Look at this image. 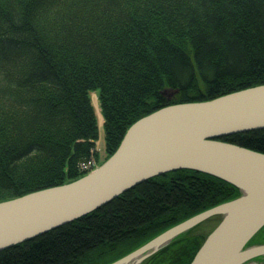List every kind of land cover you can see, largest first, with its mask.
<instances>
[{
  "label": "trees",
  "instance_id": "trees-1",
  "mask_svg": "<svg viewBox=\"0 0 264 264\" xmlns=\"http://www.w3.org/2000/svg\"><path fill=\"white\" fill-rule=\"evenodd\" d=\"M258 84L264 0H0V201L83 174L98 155L91 92L107 158L151 111ZM217 138L264 153V128ZM239 194L207 172L167 171L1 249L0 264H109ZM196 226L140 264H189L206 236Z\"/></svg>",
  "mask_w": 264,
  "mask_h": 264
},
{
  "label": "water",
  "instance_id": "water-1",
  "mask_svg": "<svg viewBox=\"0 0 264 264\" xmlns=\"http://www.w3.org/2000/svg\"><path fill=\"white\" fill-rule=\"evenodd\" d=\"M257 128H264V84L151 111L126 129L115 151L92 171L0 201V250L74 220L147 178L191 168L234 183L240 194L167 228L109 264L178 229L146 251V258L215 215H221L219 221L189 264H242L264 257V242L248 244L264 226V153L217 138ZM226 204L230 208L224 212L220 207Z\"/></svg>",
  "mask_w": 264,
  "mask_h": 264
},
{
  "label": "bare ground",
  "instance_id": "bare-ground-1",
  "mask_svg": "<svg viewBox=\"0 0 264 264\" xmlns=\"http://www.w3.org/2000/svg\"><path fill=\"white\" fill-rule=\"evenodd\" d=\"M92 94V105L94 107V112L96 114V118H97V125L101 126L103 123V116L100 112V107L98 104V100L96 97V94L94 92L91 93ZM224 212L228 211L230 208L229 204L223 205L222 207H220ZM177 228H174L172 230H169L165 233H163L162 235H160L159 237H157L156 239H154L153 241L149 242L144 250H137L134 251L133 253L129 254L128 256L124 257L123 259H121L120 261L114 263V264H128V263H134L137 264L138 261L144 256V254L146 253V251L155 249L157 247H159L160 245H162L163 243H165L174 233L177 232Z\"/></svg>",
  "mask_w": 264,
  "mask_h": 264
},
{
  "label": "rangeland",
  "instance_id": "rangeland-1",
  "mask_svg": "<svg viewBox=\"0 0 264 264\" xmlns=\"http://www.w3.org/2000/svg\"><path fill=\"white\" fill-rule=\"evenodd\" d=\"M91 96H92V94H91ZM96 97H97V95H96ZM91 103H92V97H91ZM102 125H103V123H102ZM102 125L98 126V138L95 141V147H94V149L98 152V155L94 154L93 152H91V155H90V156L95 155L93 157L98 160V161H96L98 164L100 163V161L102 162L105 158V156H104V154H105L104 131H103ZM220 217H221V215H215V216H211L209 218H206L203 221L196 224L197 226L193 230L196 232L202 233V234H207L216 225V223L219 221ZM144 259H145V257L142 258L138 264H140L142 262V260H144ZM263 264H264V262H263Z\"/></svg>",
  "mask_w": 264,
  "mask_h": 264
},
{
  "label": "built area",
  "instance_id": "built-area-1",
  "mask_svg": "<svg viewBox=\"0 0 264 264\" xmlns=\"http://www.w3.org/2000/svg\"><path fill=\"white\" fill-rule=\"evenodd\" d=\"M93 156L95 155H92V156H89L88 158L82 160L79 162V169L80 171L82 172H87V171H91L92 169H94L95 167H97V162L98 161L96 158H94ZM262 261H255V260H251V261H248L246 262L245 264H260Z\"/></svg>",
  "mask_w": 264,
  "mask_h": 264
}]
</instances>
